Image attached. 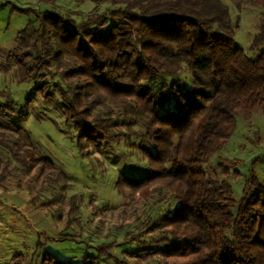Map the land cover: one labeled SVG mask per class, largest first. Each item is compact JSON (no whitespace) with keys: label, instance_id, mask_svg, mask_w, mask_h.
Instances as JSON below:
<instances>
[{"label":"trees","instance_id":"obj_1","mask_svg":"<svg viewBox=\"0 0 264 264\" xmlns=\"http://www.w3.org/2000/svg\"><path fill=\"white\" fill-rule=\"evenodd\" d=\"M74 1L95 6L81 17L14 6L35 18L18 33L7 56L20 79L37 83L36 92L46 100L53 88L59 91L81 151L85 143L130 139L119 127H131L141 117L140 150L150 172L120 174L116 186L148 198L163 185L177 205L148 229L160 231L158 238L147 242L132 236L130 253L154 264H264V186L253 176L237 200L229 181L215 180L205 170L233 134L236 109L264 111V17L251 45L260 51L254 58L239 46V21L231 19L223 0ZM231 1L264 7V0ZM102 5L107 8L101 10ZM13 155L30 168L39 160L54 167L47 157L27 160L20 150ZM1 169L3 181L9 167L2 155ZM103 247L98 254L128 264ZM36 251L31 264H77L40 240ZM15 256L14 264H22V253ZM96 257L87 252L82 264H95Z\"/></svg>","mask_w":264,"mask_h":264},{"label":"rangeland","instance_id":"obj_2","mask_svg":"<svg viewBox=\"0 0 264 264\" xmlns=\"http://www.w3.org/2000/svg\"><path fill=\"white\" fill-rule=\"evenodd\" d=\"M223 1L230 8L231 19L239 21V46L250 57H258L260 51L251 45L260 31L264 7L252 1L240 5ZM14 6L41 11L55 8L81 17L95 4L0 0V155L9 167L8 175L0 181V264H14L19 260L15 256L18 252L22 253V264H31L39 240L58 257L77 264L83 263L87 252L97 256L95 264H116L97 253L103 246L107 253L128 264H154L148 257H134L130 252L135 246L130 240L132 236L147 242L150 236L158 238L160 231L148 229L167 210L174 209L177 201L163 185H158L148 198L116 186L120 174L137 177L150 172L140 150L141 117L131 127H119L130 139L101 146L85 143L81 151L78 132L62 111L59 91L53 88L46 100L36 92L38 84L22 81L16 63L8 59L18 33L35 18L14 10ZM106 8L101 6V10ZM5 103L15 106L20 114L7 111ZM235 113L233 134L205 170L215 180L229 181L234 198L239 200L253 176L264 186V111L240 107ZM19 150L27 160L47 157L55 168L41 160L30 168L14 157ZM255 191L251 188L250 192ZM73 205L75 211L70 213ZM66 234L75 240H67Z\"/></svg>","mask_w":264,"mask_h":264}]
</instances>
